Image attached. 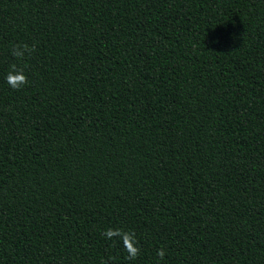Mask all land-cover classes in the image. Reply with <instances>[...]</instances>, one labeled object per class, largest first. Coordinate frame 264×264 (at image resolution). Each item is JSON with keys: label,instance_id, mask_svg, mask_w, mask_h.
I'll return each instance as SVG.
<instances>
[{"label": "trees", "instance_id": "trees-1", "mask_svg": "<svg viewBox=\"0 0 264 264\" xmlns=\"http://www.w3.org/2000/svg\"><path fill=\"white\" fill-rule=\"evenodd\" d=\"M0 264H264V0H0Z\"/></svg>", "mask_w": 264, "mask_h": 264}, {"label": "clouds", "instance_id": "clouds-1", "mask_svg": "<svg viewBox=\"0 0 264 264\" xmlns=\"http://www.w3.org/2000/svg\"><path fill=\"white\" fill-rule=\"evenodd\" d=\"M34 50V45L30 48L29 45L21 43L14 44L11 49L12 55L19 60H23L30 51ZM6 81L11 88L17 90L29 83L25 68L23 66H17L15 63L10 66ZM102 235L107 239L118 237L122 241L124 249L127 252V259L134 260L140 255L141 248L134 231H126L120 228H107ZM156 255L162 260L166 255V250L160 248L157 250Z\"/></svg>", "mask_w": 264, "mask_h": 264}]
</instances>
